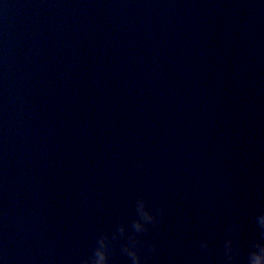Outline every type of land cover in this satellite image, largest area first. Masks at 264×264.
Segmentation results:
<instances>
[{
  "label": "water",
  "instance_id": "95a60500",
  "mask_svg": "<svg viewBox=\"0 0 264 264\" xmlns=\"http://www.w3.org/2000/svg\"><path fill=\"white\" fill-rule=\"evenodd\" d=\"M139 196L146 264L264 242V3L0 0V256L80 264Z\"/></svg>",
  "mask_w": 264,
  "mask_h": 264
},
{
  "label": "clouds",
  "instance_id": "9594fccd",
  "mask_svg": "<svg viewBox=\"0 0 264 264\" xmlns=\"http://www.w3.org/2000/svg\"><path fill=\"white\" fill-rule=\"evenodd\" d=\"M261 2L264 3V0ZM130 207L131 215L128 218L96 235L91 255L80 264H117L120 256L127 259V264H146L148 256L155 250V245L145 240L144 236L159 223L162 209L151 207L143 196L135 198ZM255 224L260 230V237L264 238V212L255 216ZM225 232L223 254L226 264H236L243 249V244L238 239V220L233 219L226 225ZM208 246L207 240L200 241L199 247L202 250H206ZM0 264H6L2 256ZM247 264H264V242L261 239L249 244Z\"/></svg>",
  "mask_w": 264,
  "mask_h": 264
}]
</instances>
